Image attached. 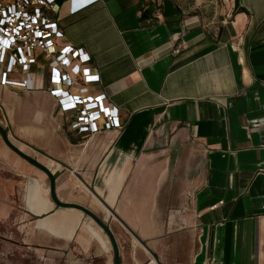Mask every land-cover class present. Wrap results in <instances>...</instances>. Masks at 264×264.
Here are the masks:
<instances>
[{"label":"crops","instance_id":"1","mask_svg":"<svg viewBox=\"0 0 264 264\" xmlns=\"http://www.w3.org/2000/svg\"><path fill=\"white\" fill-rule=\"evenodd\" d=\"M58 4L57 46L91 56L90 94L125 127L87 146L69 133L37 54L36 91L0 86L6 106H21L27 143L9 131L15 145L52 171L61 201L109 224L121 264L175 258L186 229L189 264H264V0H100L75 15ZM0 264H115L104 230L57 206L48 176L1 135Z\"/></svg>","mask_w":264,"mask_h":264},{"label":"built area","instance_id":"2","mask_svg":"<svg viewBox=\"0 0 264 264\" xmlns=\"http://www.w3.org/2000/svg\"><path fill=\"white\" fill-rule=\"evenodd\" d=\"M100 0H69L75 15ZM58 0H0V86L36 91L31 77L37 54H43L52 71L50 89L67 121L69 133L90 144L104 132H121L125 125L119 109L106 104L103 93L91 95L100 82L91 56L83 49L58 47L64 36L59 20ZM176 52H179L177 50ZM22 68L23 79L11 76Z\"/></svg>","mask_w":264,"mask_h":264},{"label":"rangeland","instance_id":"3","mask_svg":"<svg viewBox=\"0 0 264 264\" xmlns=\"http://www.w3.org/2000/svg\"><path fill=\"white\" fill-rule=\"evenodd\" d=\"M16 76V75H14ZM13 77V75H12ZM18 77V76H16ZM10 94V93H9ZM19 102L20 105H38V100L34 99L33 94H19V96H15V94L11 93ZM5 94H3V97ZM3 97L0 98V124L6 129L7 132H11V135L17 138V141L27 143L23 136L20 133V128L22 127V122L20 120L19 110H21V106H6L5 102L2 101ZM49 110L53 109V105H50ZM10 140L14 144H18L15 142L13 138L10 137ZM19 145V144H18ZM187 171V169H186ZM187 173V172H186ZM195 235H191L189 230L186 229V246L184 250H180L178 255L175 258H159L163 261L161 264H189L191 258L189 255L193 252V245L195 243Z\"/></svg>","mask_w":264,"mask_h":264},{"label":"water","instance_id":"4","mask_svg":"<svg viewBox=\"0 0 264 264\" xmlns=\"http://www.w3.org/2000/svg\"><path fill=\"white\" fill-rule=\"evenodd\" d=\"M0 135H1L4 143L12 151H14L17 155H19L21 158H23L27 162H29L31 165H33V166L37 167L38 169H40L41 171H43L48 176V178L50 180L51 197L57 206L62 207V208H74V209L82 211L87 216L92 218L104 230V232L108 235V237L112 243L113 249H114L115 264H121L120 248H119L117 239H116L112 229L110 228L109 224L106 221H104L101 217H99L96 213H94L93 211H91L90 209H88L85 206H82V205L76 204V203H69V202L61 201L57 195L56 178H55L54 174L52 173V171L49 168H47L46 166H44L43 164H41L40 162H38L36 159H34L31 156H29L28 154L24 153L15 144H13V142L10 140L8 132L6 131V129H4V127L1 124H0ZM155 261L159 263L158 258H155Z\"/></svg>","mask_w":264,"mask_h":264},{"label":"trees","instance_id":"5","mask_svg":"<svg viewBox=\"0 0 264 264\" xmlns=\"http://www.w3.org/2000/svg\"><path fill=\"white\" fill-rule=\"evenodd\" d=\"M239 1H240V0H236V5H237V7L239 6Z\"/></svg>","mask_w":264,"mask_h":264}]
</instances>
